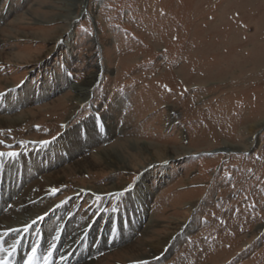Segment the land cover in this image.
Wrapping results in <instances>:
<instances>
[{
	"label": "rangeland",
	"instance_id": "1",
	"mask_svg": "<svg viewBox=\"0 0 264 264\" xmlns=\"http://www.w3.org/2000/svg\"><path fill=\"white\" fill-rule=\"evenodd\" d=\"M9 6L0 21L1 90L11 89L7 82H25L39 94L54 84V72L64 83L61 74L82 80L98 70V59L102 69L90 99L69 120L67 82L21 106L32 114L20 126L0 127L1 152L24 149L33 159L65 128L85 133L91 116L99 126L121 97L124 107L113 124L131 117L135 133L107 134L61 168L82 157L96 164L101 145L113 142L134 154L128 159L134 167L59 171L65 182L54 193L55 201L71 197L86 218L105 208L106 226L121 217L127 190L73 196L75 188L134 182L148 164L130 150L134 137L155 148L147 157L172 156L171 175L150 180L155 232L144 233L147 215L133 245L102 250L96 264H264V123L258 125L264 118V0H78L74 14L81 15L71 25L58 18L66 12L61 0H0V13ZM68 36L71 48H55L56 38ZM19 52L25 55L15 59ZM171 235L168 245L157 246L158 255L139 259L148 240Z\"/></svg>",
	"mask_w": 264,
	"mask_h": 264
},
{
	"label": "bare ground",
	"instance_id": "2",
	"mask_svg": "<svg viewBox=\"0 0 264 264\" xmlns=\"http://www.w3.org/2000/svg\"><path fill=\"white\" fill-rule=\"evenodd\" d=\"M61 1H63L62 9L66 12L60 15L57 14L58 18L60 20L66 21L71 25L74 19H77L81 15V13H76V15L74 14V9L76 8L75 4L78 0ZM11 6H9L7 10H5V13H0V21H3L5 16L10 13ZM71 37L66 38L65 40L56 38L55 48H71ZM24 55L25 54L20 52L16 53L15 59H18L20 56ZM96 64L98 66V70L89 72L82 80L78 81L72 79L70 80L68 77L61 74V76L65 80L64 83H62L60 80V74L58 72H54V84L51 83L50 85L46 86L48 87L47 90H43V92H39V94H37L36 91L32 92L30 86L25 82L21 85L19 84V86L15 83L7 82L6 88L12 89L16 86L17 90L16 92L14 91L13 95L8 94L9 96L7 97V103L5 104V106L2 104L0 105V127H13L23 124L27 120V117L31 116L32 113L28 110L26 112L19 111L18 109L21 106H25L26 104H29L30 102L42 97L47 98V96L51 95L52 91H59L63 88H66V82L67 87L72 91V94L70 98L67 99L70 102V110L65 121L71 119L74 113H76L78 109L90 99V95L100 78L102 69V63L100 59H98ZM35 85L37 86V84ZM1 89L0 92L3 91ZM35 90H37L36 87ZM13 96L15 97L13 98ZM123 107L124 104L122 102V98L119 97L118 99L114 100L111 107L112 110L110 112H105L104 116L101 117L102 120H100L102 123L99 126H97L96 117L91 116L85 121L84 126H86L87 128L85 133L79 131L77 127H75L74 129L65 128L60 133V135L57 136L56 139L51 140V144H42L39 153H41L40 156L44 155V157H42V159H38L36 157H34L33 159H29V161L33 163L31 165H29V162H25L26 171L29 170V174H27L25 171L24 176L26 179L22 182L21 185L18 184V177L14 176L15 170L21 168L24 157L20 155V157L14 158L12 153H5L3 155H0V180L1 178H3V181L0 184V188L2 189L1 198L3 201L0 205V210H4L0 214V241L4 240L6 242L10 237H13V239L15 240L29 222L37 219V222L32 226L29 238H38L34 236V233L32 231L41 221H43V243L48 250L51 248L52 243L60 235L58 233L59 226L61 224H66V229L63 233L60 244H58L57 246V255L54 258V261H52V264H96L97 262L101 261V251L106 248H110L106 240V230L110 231V233H116V235L111 240V242L113 243L111 244V248L118 245L119 248H122L133 243V237L135 233H137V230H142V227H144V217L150 214H148V212H150L149 197L151 196V193L153 191L150 180L153 176L165 178L166 176L171 175L168 171L167 164L172 156L169 157L168 155H165L164 160L157 159L154 154L151 157H147V154L155 153V148L148 142L136 141L137 139L136 137H134L132 140H130V142H128L129 145L127 144L131 148L130 150H134L135 153H139V155H142L144 156V158L146 157L148 159V164L143 167L142 171L139 173L137 179L135 178L136 180L134 182L127 185L128 182L125 184H117L114 180H112L107 184L108 187H105L103 185L93 187L90 185L86 186L80 184L75 188L73 194V196L86 194L89 191L91 192V194L106 191L118 192L122 189H126L127 191L123 195H121L124 201L123 210L126 214H129V217L136 219L135 224H133L132 220L129 219L130 226L128 230H124V228H122L121 231L117 233L115 231V226L112 228V223L106 227V224L100 222V215L96 217V219H94L95 215L87 218L77 215V205L69 209L70 211L67 210V203L71 197L59 201L54 200L56 184L65 182L62 181L63 176L61 175V177L60 175H58L59 171H64L63 175H66V171H68L66 169L77 170L92 166H99L100 169L106 171L111 167H116V169H131V167H134V165H132L131 162L129 163L128 160L131 156L133 157L134 154L124 151V147L123 145L121 146L120 143L117 144V142H113L115 146L112 145L106 147V145H104V147L103 145H101L98 157L96 154H94L96 155V158H94V160H96L97 158L99 159L96 164L91 162L92 159H86L82 157L81 159H78L76 162H74L71 166H69L70 168H61V164L67 159H70L78 153H83L85 149L90 148L93 145L102 143V140L107 139V134L112 135V137H125L123 135H125L129 131L135 133V129L131 130V126L133 125L131 124V117H129L128 115L129 113L127 114L129 120L125 121L122 126L113 124L114 119L117 117V112H120V109ZM9 112H12V114H8ZM263 123L264 118L258 122V125H262ZM228 147V149L231 148V146ZM22 150L24 152V149ZM26 154L28 153H25V155ZM134 160H136V158ZM15 161L19 162L16 169L12 170L11 168H8L9 171L6 172L4 170V173L1 175V162L2 164L3 162H5L6 167H14ZM156 164L161 165V169L158 173L152 170V168L157 167ZM37 174H43L44 179H36ZM27 178H29L30 180H27ZM8 179H10L9 182ZM13 184H15L14 187ZM10 202H12V204L9 206ZM99 208L100 207H98L96 211L99 210ZM114 208L117 209L115 205ZM109 209L113 211V207ZM102 210L103 212L101 217L103 218L106 216V210L105 208ZM117 211L119 210L117 209ZM45 213L47 214L43 216ZM68 213H70L71 216ZM146 222L148 223V226H145L146 228L144 227L145 235L148 233H154V226H157L155 219L149 215V217L147 216ZM7 231L9 232L8 236L4 238ZM101 233L103 235L100 238ZM171 238L172 235L171 237H165L164 239L148 240V252H146L147 254L142 253L139 259L148 260L149 258L155 257L161 252L156 251L157 246H162V248H164L169 244ZM119 239H121V241L117 244L116 241ZM14 240L6 244L5 250L0 249V252H2L1 256L5 254ZM139 242L137 243L139 244Z\"/></svg>",
	"mask_w": 264,
	"mask_h": 264
},
{
	"label": "snow or ice",
	"instance_id": "3",
	"mask_svg": "<svg viewBox=\"0 0 264 264\" xmlns=\"http://www.w3.org/2000/svg\"><path fill=\"white\" fill-rule=\"evenodd\" d=\"M0 155H3V153H0ZM33 251H35V250H33ZM0 264H4V262L0 261ZM28 264H31V258H29Z\"/></svg>",
	"mask_w": 264,
	"mask_h": 264
}]
</instances>
